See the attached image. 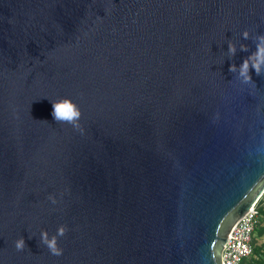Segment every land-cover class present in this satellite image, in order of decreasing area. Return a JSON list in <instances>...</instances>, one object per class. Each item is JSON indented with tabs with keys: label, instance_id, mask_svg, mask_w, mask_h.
Here are the masks:
<instances>
[{
	"label": "water",
	"instance_id": "95a60500",
	"mask_svg": "<svg viewBox=\"0 0 264 264\" xmlns=\"http://www.w3.org/2000/svg\"><path fill=\"white\" fill-rule=\"evenodd\" d=\"M260 34L264 0H0V264H222L264 194V75L229 71Z\"/></svg>",
	"mask_w": 264,
	"mask_h": 264
},
{
	"label": "clouds",
	"instance_id": "9594fccd",
	"mask_svg": "<svg viewBox=\"0 0 264 264\" xmlns=\"http://www.w3.org/2000/svg\"><path fill=\"white\" fill-rule=\"evenodd\" d=\"M242 37L245 40L250 38L248 31L242 33ZM255 43L256 50L251 55L243 60V62L237 67L232 64L229 71L234 74L242 84H253L250 70H254L256 75H264V34L256 35L252 38ZM241 51H248L247 46L241 45ZM228 55L230 58L236 55V47L231 42L228 45ZM52 104L51 115L56 122H64L71 124L75 128H79V120L81 112L79 107L74 104L70 99H60L57 101H50ZM49 201L52 204H56L57 200L53 195H49ZM68 231L66 225H60L57 228L56 234L49 237L47 231L40 233V243L47 247L48 251L53 256H61L63 249L58 246V238L64 237ZM17 251H23L26 247L25 240L20 237L14 242Z\"/></svg>",
	"mask_w": 264,
	"mask_h": 264
},
{
	"label": "built area",
	"instance_id": "2783aa9c",
	"mask_svg": "<svg viewBox=\"0 0 264 264\" xmlns=\"http://www.w3.org/2000/svg\"><path fill=\"white\" fill-rule=\"evenodd\" d=\"M257 202L232 226L221 250L222 264H241L252 253V237L259 221Z\"/></svg>",
	"mask_w": 264,
	"mask_h": 264
},
{
	"label": "trees",
	"instance_id": "16d2710c",
	"mask_svg": "<svg viewBox=\"0 0 264 264\" xmlns=\"http://www.w3.org/2000/svg\"><path fill=\"white\" fill-rule=\"evenodd\" d=\"M256 210L259 221L252 237V253L241 264H264V241L259 242L264 235V194L258 199Z\"/></svg>",
	"mask_w": 264,
	"mask_h": 264
},
{
	"label": "rangeland",
	"instance_id": "374dc122",
	"mask_svg": "<svg viewBox=\"0 0 264 264\" xmlns=\"http://www.w3.org/2000/svg\"><path fill=\"white\" fill-rule=\"evenodd\" d=\"M264 241V235L260 238L259 242Z\"/></svg>",
	"mask_w": 264,
	"mask_h": 264
}]
</instances>
